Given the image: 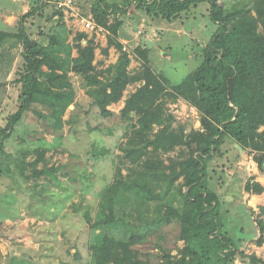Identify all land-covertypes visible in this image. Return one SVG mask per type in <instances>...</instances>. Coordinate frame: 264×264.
Wrapping results in <instances>:
<instances>
[{"label": "trees", "instance_id": "trees-1", "mask_svg": "<svg viewBox=\"0 0 264 264\" xmlns=\"http://www.w3.org/2000/svg\"><path fill=\"white\" fill-rule=\"evenodd\" d=\"M123 3L127 9H142L152 17L170 22L201 3H208L209 17L217 29L202 49L199 66L171 86L148 65L132 73L131 56L116 36L119 24L110 23L111 17L121 10L120 3L94 0L91 10L95 22L112 33L108 35L104 53L108 54L113 46L120 52L117 61L101 72L106 74L101 79L95 65V38L83 32L73 43H67L70 33L66 29L65 37L52 36L46 49L22 27V21L35 10L32 7L21 17L18 32L0 31V43L6 37H15L24 46L23 63L15 79L20 103L0 127V149L7 157L8 168L13 156L2 145L24 119L29 109L27 100L39 96L66 102L71 83L62 80L71 71L96 87L94 103L104 117L114 115L109 106L123 98L130 84L144 82L125 100L123 117L143 115L166 100L184 99L199 111L201 128L190 132L186 148L168 163H158L151 156L154 138L137 147L129 142L122 147L123 161H129L131 167L127 173L122 166L117 167L114 181L101 192L95 216L88 209L83 213L93 231L91 260L84 264H236L237 260L244 264L263 263L258 254L242 249L246 238L233 234L230 212L223 209L225 200L211 187L210 180L212 172H217L211 168V162L223 155L228 141L249 150L264 173V0H245L232 6L221 0H123ZM61 16L57 22L63 26ZM252 42L263 59L260 65L237 54L239 45L250 47ZM44 49L45 56H38ZM73 49H77V56H72ZM44 65L50 69L45 70ZM170 119L168 115L164 129L171 126ZM54 126L62 128L63 122L55 121ZM35 151L38 156L32 162V172L26 170V155L18 160L21 176L37 178L59 169L39 168L46 149L37 147ZM109 151L104 149L100 154ZM181 178L183 182H179ZM245 190L262 194L264 185L252 175ZM259 209L258 213L253 208L251 211L256 215L258 228L256 244L262 246L264 206ZM180 241L182 246L178 244ZM150 249L158 252H147Z\"/></svg>", "mask_w": 264, "mask_h": 264}, {"label": "rangeland", "instance_id": "rangeland-1", "mask_svg": "<svg viewBox=\"0 0 264 264\" xmlns=\"http://www.w3.org/2000/svg\"><path fill=\"white\" fill-rule=\"evenodd\" d=\"M117 1L121 10L111 17L110 23L119 24L116 36L132 57L129 66L132 73L148 65L171 86L199 66L202 49L217 29V24L209 17L208 3H201L170 22L152 17L142 9H127L123 0ZM221 1L232 6L245 0ZM93 3L94 0H78L74 9L52 5L46 10L54 15L47 21L56 22L63 14V21L67 22L73 39L83 32L95 38V65L103 79L106 74L101 72L117 61L120 52L113 46L108 54L104 53L108 35L112 33L95 22L91 10ZM0 5L5 9L16 8L7 0H0ZM56 14L58 17L53 19ZM91 16L95 27L86 29L82 19ZM35 20L31 34L47 44L53 26L46 25L42 18ZM15 39L6 37L0 43V127L6 124L5 119L10 114L17 111L20 103L15 79L23 63L21 53L24 46L16 44ZM253 44L250 47L239 45L237 54L260 65L263 59ZM66 81L71 83L67 87L70 97L66 102L39 96L27 100L29 109L24 119L2 145L13 156L11 167L8 168L7 157L0 149V264L89 262L93 231L83 213L88 209L95 216L102 199L101 192L114 181L117 167L122 166L124 173L131 167L129 161H123L122 147L127 142L137 147L154 138L151 156L158 163H168L186 148L190 132L201 128L199 111L184 99L166 100L143 115L123 117L121 109L125 100L144 82L130 84L123 98L109 106L114 115L104 117L94 103L95 86L89 85L75 72L62 80ZM168 115H171V126L164 129ZM55 121L63 122V127H55ZM37 147L46 149L39 168L59 169L25 179L17 167L18 160L26 155V170L32 172V162L38 156ZM104 149L110 151L100 154ZM223 150V155L211 162V168L217 170L212 172L211 187L225 200L223 209L230 212L233 234L237 238H246L242 249L264 259V245L256 244L258 228L256 215L251 211L253 208L258 213L264 206V192L251 194L245 190V183L252 175L264 185V173L258 169L249 150L230 141ZM7 219L12 221L8 223ZM240 228L244 230L239 231ZM178 244L182 246L183 242ZM147 252L157 253L158 249ZM173 253L177 250L173 249ZM236 264L244 263L237 260Z\"/></svg>", "mask_w": 264, "mask_h": 264}, {"label": "crops", "instance_id": "crops-1", "mask_svg": "<svg viewBox=\"0 0 264 264\" xmlns=\"http://www.w3.org/2000/svg\"><path fill=\"white\" fill-rule=\"evenodd\" d=\"M7 1L12 6H14L16 8H14V9H5L4 7H2L0 5V31L18 32L19 31L18 27H20V25H19L20 16H23L24 14L29 12L32 7H34L35 10L33 11L32 15L29 16L25 21H22V27H24V29H26V31L28 32V34L31 36V38L33 40H35L37 42H40L47 49L49 44H50V42H51L52 36L59 35V36H62V38L65 37L66 29H68L67 22L63 21L64 25L61 26L57 21L56 22L55 21H52V22L47 21L48 18L50 19L51 16H53L54 14H51L50 12H48L46 10V8H51L52 5H56L59 8H61L59 6L58 0H7ZM77 1L78 0H76V2ZM37 17L40 18V19L42 18V20L46 21V25H50L51 24V27L53 26L52 29H51V32L48 33V37L50 39V41L48 42L49 44L48 43L46 44L45 42H42L41 40H39V38L37 36L33 37V35L31 34L32 27H35V25L32 26V23L36 22L35 18H37ZM57 17L58 16L56 14L53 17V19H56ZM91 18H92V16H91ZM86 19H89V18H86ZM16 23H18V25H19L17 28H16ZM42 29H44V27H42ZM86 29H88V28H86ZM12 38H15V37H12ZM11 40H14V39H11ZM15 41H17L16 44L23 45V41L21 39H15ZM73 41H74L73 36L70 34L67 43H73ZM84 43H85V41H84ZM96 53H97V51H96ZM44 54H45V49L44 50H40L38 56H42ZM77 55H78L77 49H73L72 56H77ZM43 68L45 70L50 69L48 67V65H44ZM57 71L61 72L60 69H57ZM6 72L7 71H5V73ZM12 73H13V71L11 70L10 75H12ZM73 73L74 72L71 71L69 73V75L71 76ZM10 75H9V77H10ZM0 173H2V172H0ZM11 221L12 220L7 219L8 223L11 222Z\"/></svg>", "mask_w": 264, "mask_h": 264}, {"label": "built area", "instance_id": "built-area-1", "mask_svg": "<svg viewBox=\"0 0 264 264\" xmlns=\"http://www.w3.org/2000/svg\"><path fill=\"white\" fill-rule=\"evenodd\" d=\"M60 7H64V8H71L74 9V5L76 3V0H58ZM82 23L84 24V26L86 28H94L95 27V22L92 18L86 19L83 18L82 19ZM127 48L124 47V50H126Z\"/></svg>", "mask_w": 264, "mask_h": 264}, {"label": "water", "instance_id": "water-1", "mask_svg": "<svg viewBox=\"0 0 264 264\" xmlns=\"http://www.w3.org/2000/svg\"><path fill=\"white\" fill-rule=\"evenodd\" d=\"M260 264H264V262L263 263H260Z\"/></svg>", "mask_w": 264, "mask_h": 264}]
</instances>
